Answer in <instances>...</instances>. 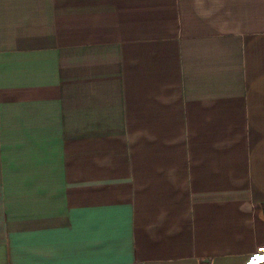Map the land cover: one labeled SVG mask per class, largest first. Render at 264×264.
<instances>
[{
    "label": "crops",
    "instance_id": "0c3cea01",
    "mask_svg": "<svg viewBox=\"0 0 264 264\" xmlns=\"http://www.w3.org/2000/svg\"><path fill=\"white\" fill-rule=\"evenodd\" d=\"M262 246L264 0H0V264Z\"/></svg>",
    "mask_w": 264,
    "mask_h": 264
},
{
    "label": "built area",
    "instance_id": "2783aa9c",
    "mask_svg": "<svg viewBox=\"0 0 264 264\" xmlns=\"http://www.w3.org/2000/svg\"><path fill=\"white\" fill-rule=\"evenodd\" d=\"M245 264H264V246L258 250L256 256L252 257Z\"/></svg>",
    "mask_w": 264,
    "mask_h": 264
}]
</instances>
